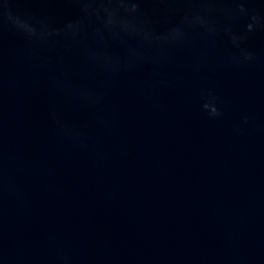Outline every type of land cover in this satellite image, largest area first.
I'll return each instance as SVG.
<instances>
[{
    "label": "water",
    "instance_id": "obj_1",
    "mask_svg": "<svg viewBox=\"0 0 264 264\" xmlns=\"http://www.w3.org/2000/svg\"><path fill=\"white\" fill-rule=\"evenodd\" d=\"M0 264H264V0H0Z\"/></svg>",
    "mask_w": 264,
    "mask_h": 264
}]
</instances>
